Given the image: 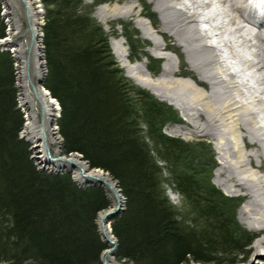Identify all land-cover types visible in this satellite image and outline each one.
Masks as SVG:
<instances>
[{
	"label": "trees",
	"instance_id": "trees-1",
	"mask_svg": "<svg viewBox=\"0 0 264 264\" xmlns=\"http://www.w3.org/2000/svg\"><path fill=\"white\" fill-rule=\"evenodd\" d=\"M44 1L45 86L61 105L63 151L79 152L91 168L109 172L126 200L111 224L115 259L235 264L252 238L237 223L236 198L202 177L216 167L214 152L211 163L203 164L201 144L163 133L172 108L127 80L108 35L83 13L80 0ZM12 64L9 53H0V264H103L107 245L97 219L110 207L107 194L101 186L82 188L70 174L42 173L33 164L28 144L18 137L23 118ZM159 162L170 169V179ZM199 165L204 170L198 173ZM166 183L183 196V212L170 202Z\"/></svg>",
	"mask_w": 264,
	"mask_h": 264
},
{
	"label": "bare ground",
	"instance_id": "bare-ground-1",
	"mask_svg": "<svg viewBox=\"0 0 264 264\" xmlns=\"http://www.w3.org/2000/svg\"><path fill=\"white\" fill-rule=\"evenodd\" d=\"M22 1L29 13L30 40L19 39L21 25L14 17L15 12L10 11L7 15L10 18V29L4 44L13 50L14 59L17 62L22 91L21 103L27 113L28 126H30L26 138L35 144L40 143L39 147L42 149L41 153L36 151L38 155L35 157L40 172L50 175L70 174L82 188L87 187L84 185L85 182L95 183L93 186H101L114 206L119 203L121 205L123 194L117 179L105 170L91 168L79 152L64 153L61 145L62 152H57L56 149L51 150L50 146L56 143L55 136L58 133L50 130L47 134L44 130L46 124L43 123L38 126V129L36 128L35 121L40 110L37 108L38 103L42 106L41 116L44 123L54 124L57 117L56 107L59 108L58 112L60 107L59 102L56 104L51 100L47 91L42 88L43 84H40L49 71L44 69L43 61L45 31L43 33V29L42 32L40 29L45 27L46 20L44 26H41L38 16L44 15L46 11L44 16L47 19V5L44 0H38L40 8L42 9L43 6L44 9L39 11L36 0ZM119 1L128 5L110 6L107 0H97L94 6H100L98 19L103 23L123 16L138 18V20L148 19L149 22L147 20L139 23L142 32L148 36L145 44L150 46L145 57L149 58V61H155L150 56L161 59L165 66L164 73L156 78L149 72V70L156 71L151 64L147 66L145 62H132L137 57L133 55L135 52L131 44L129 51L133 56L126 49L124 42H113L112 47L120 60V65L126 69L127 76L134 80L136 86L124 76L133 86L139 85L137 88L149 90L156 97L170 102L184 113L188 123L184 124L182 120H178L176 133H182L184 129H187L192 134H201L218 140L222 160L216 174L219 179L218 184L229 192H244V198H247V201L240 212V217L247 227L255 230L256 240L250 249L245 251L244 261L247 264H264V127L259 125L255 118L256 113L244 105L242 101L244 94L240 92L238 81L233 80L231 76L228 82L221 78L219 72L223 71V66H226L227 73L229 68L228 63L222 66L225 60L220 57L219 46H217L223 41L224 46L230 49V54L237 62L243 58L245 50L257 59L255 63L253 60L246 59L244 66L247 65L251 70L256 68L263 73L261 79L258 81L254 79L253 83L254 85L258 83L261 88L263 86L260 92L264 95V32L262 31L264 24L258 27V32L251 27L245 28L243 23L251 24L250 19L254 11L252 8L248 9L247 0ZM259 1L264 3V0ZM215 2L221 5L220 9ZM149 5H154V11L158 16L149 10ZM6 6L8 9L12 8L9 2ZM141 6L145 11H137ZM220 15L227 19L228 25L234 28V34L226 38L224 36L227 24L223 21L215 25L210 24V21L219 19ZM200 16L203 17L204 22L200 21ZM156 36H160L158 38L161 40L159 41ZM251 37H254L258 43L249 45ZM207 38L212 41L210 45L207 40L205 41ZM127 40L131 43L128 38ZM235 41L240 42V46L245 50L235 47ZM171 51H175L179 60L181 59L178 64L189 66L190 72L176 70L174 58L167 55ZM244 66H238L241 68V84H246ZM46 67H48L47 63ZM32 68L35 72V81L31 73ZM252 78L255 76L253 75ZM256 93L257 91H252L254 101L260 104L261 111L264 112V98L261 100ZM237 95L240 99H237ZM57 140H60L59 137ZM35 148H38V145ZM248 149L254 151L248 153L245 151ZM99 182L102 185H96ZM180 196L184 202L183 196L181 194ZM124 204H126L125 201ZM116 208L109 207L107 209L110 211L109 214H106V210L102 211L97 219L100 233L109 246L103 253V263L106 264H114L113 254L116 252L109 240L111 231L108 224L109 222L112 224L113 217L124 211L125 205L123 208L121 206L119 209Z\"/></svg>",
	"mask_w": 264,
	"mask_h": 264
},
{
	"label": "rangeland",
	"instance_id": "rangeland-1",
	"mask_svg": "<svg viewBox=\"0 0 264 264\" xmlns=\"http://www.w3.org/2000/svg\"><path fill=\"white\" fill-rule=\"evenodd\" d=\"M37 3H36V7L38 6V10L39 11H42L44 10L43 9V6H42V9L40 8V4L38 3V0H36ZM97 0H80V4H82V10H83V13H86L88 14V17L92 20H94L95 22H97V24L101 25L102 26V29L103 31L105 32V34L108 35L109 39H108V42H109V47L111 49V54L113 56V58L115 59V61L117 62V64L119 65V67L124 71V75L133 83H134V80H132L131 78H129L127 76V71L125 68H123L121 65H120V60L117 58V56L115 55L114 53V50H113V47H112V43L113 42H124V45L126 47V49L128 50V52L130 53L131 51H129L131 49L130 47V44L132 45V48L134 50L135 53H133L134 56H136L137 58L132 61L133 63L134 62H145V64L147 66H149L150 64L156 69L155 72H152V70H149V72L152 74V76L158 78L159 76H161L164 71L163 69L165 68L164 64L162 63V60L156 58V57H153V56H150L151 58L155 59V61H152L150 60L149 61V58L145 57L146 56V52L150 49V46L146 45L145 44V41L148 40V36H146L140 26H139V23L141 21H147L148 19H139L138 18H133V17H130V16H126V17H121V18H115V19H112L110 20L108 23H103L101 22L99 19H98V7H95V3H96ZM108 1V5L110 6H113V5H121V6H126L128 4L126 3H122L121 1L119 0H107ZM184 1H187V0H184ZM9 2L11 5H12V8L11 9H8L7 6H6V3ZM42 4V3H41ZM74 4H79V3H76V1L74 2ZM215 4L219 7H221L220 4H217L215 2ZM180 6V5H179ZM47 10V9H46ZM149 10L153 11L155 14L156 12L154 11V5H149ZM10 11H13L15 12V15L14 17L18 19L19 23H20V34H19V39H22V40H27L29 41L30 40V19H29V13H28V9H27V6L24 4V2L22 0H0V22L2 25H4V36L3 37H0V53H9V56L10 58H12L13 60V69H14V74H15V89H16V105H17V109L20 111L21 115H22V118H23V126L22 128L20 129L19 131V134H18V137L20 140H23L24 142H26L28 144V151H29V154H30V159L32 160L33 164H35V166L37 167V169L40 171V167L38 165V162H36V155H38V152L41 153V147H39L40 143L39 144H35V142H30L29 140H27L26 138V135L27 133L30 131L29 127L28 126V122H29V119L27 118L26 116V112H25V108L22 107V103H21V99H22V91H21V87H20V80H19V74H18V69H17V62L15 61V57L13 55V50L12 49H9L7 46H5L4 44V41L7 37V34L9 32V21H10V18L7 17L8 13ZM137 11H145V9L143 8V6L139 7L137 9ZM46 13V11H45ZM44 13V15H45ZM44 15H39L38 16V19H39V23H41V26L43 25L44 26V23H45V20H46V24H47V19L45 18ZM157 15V14H156ZM158 16V15H157ZM17 21V20H16ZM217 21V22H216ZM220 21H223L224 24L227 22V19H225L223 16H219V19L217 18L213 23V25H215L216 23L218 24V22ZM149 22V20H148ZM46 26V25H45ZM118 26V27H117ZM206 27V26H205ZM41 29V32H42V29H43V33L45 31V27H42L40 28ZM226 32H225V38L226 36H229L230 34H234L233 31L234 29L232 28L231 25H228L226 28ZM213 30V29H212ZM202 33V31H200ZM126 36L130 41L131 43L128 42L127 38L124 37ZM160 36H156V38L160 41L161 38H158ZM207 40V42L210 43V40L207 38L205 39V41ZM163 41V40H162ZM258 42L257 41H254V44H257ZM128 44V45H127ZM174 44V42H173ZM240 45V43L237 44V46ZM44 46V49H45V53L43 52V61H44V64H45V67L44 69L46 71H49V67H46V63L48 65V60H47V56H46V45L43 44ZM239 49L242 50L244 49L242 46H239ZM245 50V49H244ZM247 51V50H245ZM169 56H172L174 58V65H175V68L176 70H179V72H182V71H185V72H190L191 68H189V66H183L182 64H178L179 61H181V59L179 60V56L178 54L174 51V52H168ZM171 53V54H170ZM131 54V53H130ZM45 55V56H44ZM132 55V54H131ZM132 55V56H133ZM257 61V60H256ZM177 64V65H176ZM149 68V67H148ZM31 73L33 75V79L35 81V77H34V69L32 68L31 70ZM262 72L258 71V70H255L254 72H248L247 73V80H250V82H248L249 84L247 85L248 88L245 90L246 93L242 96V101L244 103V105L251 111L255 112L256 113V116L255 118H257V121L259 122V125L261 124L262 126H264V114L261 112L260 110V104H258L257 102L254 101V95H252V91L255 92L257 91V95L259 96V98L262 100V98H264V95L260 92L262 88L259 86V84H255L254 85V79L255 80H260L261 77H262ZM255 76V78H252V76ZM47 76H48V73L45 75L44 79H43V82L40 84H43L42 85V88L47 91L48 95H49V98H51V100H53L56 104H58L57 102H59L56 98H54L50 91L46 88L45 86V81L47 79ZM220 76L222 79L224 80H228V76L220 73ZM235 77H239V71L236 72V75ZM136 86V84H135ZM139 86V85H138ZM137 86V87H138ZM140 88V87H139ZM142 90L144 91H148L150 94H152L157 100H159L160 102H162L163 104H165L166 106H169L172 108L173 112H174V117H172L171 119L168 120V122L163 126V133L166 134L167 136L171 137V138H176V139H181L183 140L184 142L186 143H192V144H201L202 148H203V155L205 156L203 160H201V163H211V151L214 152L215 154V161H216V167L214 168L213 171L210 172V170L207 168L208 171H205L204 174L202 175V177L204 178L205 177V180L206 181H211V185L213 187H215L216 189H218L221 193H223L225 196L227 197H232V198H236V204H238V208H237V211H236V220H237V223L240 225V227L242 229H244L245 231H247L249 233V236L250 238V241H249V245L244 249V252L241 253L240 255H238L237 257H235L236 259V263L235 264H247L245 261H244V258H245V251L249 250L250 247L252 246V244L254 243V241L256 240V235H255V230L254 229H251L249 227H247L244 223V221L241 219L240 217V212L242 210V208L244 207L246 201H247V198H244V192H241V191H233V192H229V190L225 189V188H221L218 184L219 182V179H217V171L219 170V166H220V163L222 162L221 160V155H220V152H219V149H218V140H214L212 139L211 137H205V136H202L201 134H192L190 133L187 129H184V132L182 133H176V127L178 126V123L177 121L178 120H182L184 122V124L188 123V118L184 115V113L179 110L178 108H176V106L172 105L170 102H167V101H164L158 97H156L153 93H151L149 90L145 89V88H142ZM34 98V96H32ZM237 99H240V96L237 95ZM59 107H60V112L59 111V108L56 107V111L55 113L56 114V120L54 122V124L52 123H49V122H45L42 120V116H41V112H42V106L37 105V108L40 109L38 110V118L37 120L35 121V125H36V128L38 129V126H41V124L43 123L44 125L46 124V126L44 127L45 129V132L47 134H49L50 130L54 133H58L56 134L55 138H56V143L52 146H50L51 150L52 149H56L57 152H62V149L60 148V145L61 147L63 146V139L61 137V133H60V128H59V119L61 118V105H60V102H59ZM184 127V126H183ZM35 128V129H36ZM142 129L143 130H146V126L143 125L142 126ZM57 137H59L60 140H57ZM202 140V141H199V140ZM59 142V143H58ZM35 145V146H34ZM36 145H38V148H35ZM38 151V152H36ZM246 152L248 153H251L253 152L254 150L252 149H248V150H245ZM198 152V151H197ZM256 163V162H255ZM159 164L161 166H164V170H163V177L165 179H170L171 175L169 173L168 170L170 169H167L165 166V164L163 162H159ZM163 164V165H162ZM210 165V164H209ZM203 165H199V168H197V172L199 173L200 170H204L203 169ZM200 169V170H198ZM69 171H71V169H69ZM74 177V176H73ZM200 177V175H199ZM200 177V178H202ZM203 180V179H202ZM87 187L90 185L92 186V182H85ZM165 190H166V195L168 196V198L170 199V201L175 205L177 206L178 208H180V211L182 210V212L186 209V206H185V203L183 202L181 196H180V192L175 188L174 185H171L169 183H166L165 185ZM124 197V196H123ZM121 196V208H123V206L125 205L124 204V201L126 202L125 198H123ZM109 202H110V208H116L118 205L114 206L112 204V202L110 201L109 197H107ZM110 211L106 210V214H109ZM101 213V212H100ZM99 213V214H100ZM99 216V215H98ZM110 220H111V217H110ZM98 224V222H97ZM108 226L111 228L112 230V227H111V224H108ZM98 231L100 233V230H99V226H98ZM100 236H101V239L102 241L106 244V242L104 241V238L102 237L101 233H100ZM111 236H112V231H111ZM113 238H115V242L117 244V249H118V241L116 239V237L114 236ZM107 245V244H106ZM109 248V246L107 245V249ZM106 251V250H105ZM104 251V252H105ZM103 252V253H104ZM117 252V250H116ZM115 252V253H116ZM115 253L113 254V258H114V264H126V263H122V262H118L114 255ZM103 255L102 254V260H103ZM258 261V260H257ZM258 263V262H257ZM105 264V262H104ZM190 264H197L196 262L194 261H191Z\"/></svg>",
	"mask_w": 264,
	"mask_h": 264
},
{
	"label": "water",
	"instance_id": "water-1",
	"mask_svg": "<svg viewBox=\"0 0 264 264\" xmlns=\"http://www.w3.org/2000/svg\"><path fill=\"white\" fill-rule=\"evenodd\" d=\"M43 82V81H42ZM100 182H102V180H99ZM98 183V184H96V185H102L101 183ZM93 185H95V183H92ZM119 207H120V203L118 204V206H117V208L116 209H119ZM109 224H110V222H109ZM110 231H111V228H110ZM114 237V235L112 234V236H111V238L109 239L110 240V243L111 244H113L114 245V249H115V251L117 250V244H116V242H115V238H113ZM104 264V263H103ZM106 264V263H105Z\"/></svg>",
	"mask_w": 264,
	"mask_h": 264
}]
</instances>
